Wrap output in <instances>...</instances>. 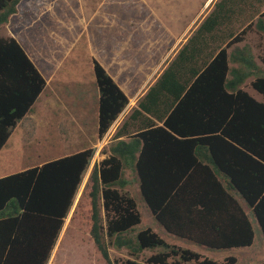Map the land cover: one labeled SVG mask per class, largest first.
<instances>
[{"label": "trees", "instance_id": "1", "mask_svg": "<svg viewBox=\"0 0 264 264\" xmlns=\"http://www.w3.org/2000/svg\"><path fill=\"white\" fill-rule=\"evenodd\" d=\"M20 1L0 0V26L17 12ZM246 1L215 2L140 98L115 135L110 157L91 172V235L105 259H110L109 243L136 252L166 245L156 234H129V225L138 219L121 214L115 201L123 200V195L114 188L132 183L125 176L127 169L137 175L143 198L168 230L173 231L172 226L176 231L209 232L206 240L215 248L247 245L254 230L242 199L264 238V70L250 45L235 46L230 52L223 46L233 35L226 32L227 24ZM263 17L264 12L256 22L262 32ZM95 73L101 94L99 132L104 135L128 99L98 63ZM252 76L261 101L242 89ZM43 85L21 47L0 39V150ZM93 153L94 149L84 150L75 157L0 177V264L48 263ZM74 161V175L62 172L63 177L54 180L47 174L49 182L42 183L48 169L66 170V162L72 166ZM100 193L109 213V243L102 232ZM126 200L135 207L133 200Z\"/></svg>", "mask_w": 264, "mask_h": 264}, {"label": "rangeland", "instance_id": "2", "mask_svg": "<svg viewBox=\"0 0 264 264\" xmlns=\"http://www.w3.org/2000/svg\"><path fill=\"white\" fill-rule=\"evenodd\" d=\"M217 1L21 0L17 12L0 26V39L16 42L44 80L33 106L17 122L0 150V177L94 149L47 264H164L162 257L157 258L160 255L165 264H201L206 260L218 264L264 263L262 229L244 200L239 199L254 230L253 241L215 248L207 242L209 232L202 234L196 228L176 231L172 226L170 231L160 223L143 198L140 182L131 169L125 170V176L132 183L125 188L114 187L123 195V200L115 201L116 206L126 219H138L129 225L130 235L136 237L143 231L148 236L156 234L166 245L143 247L136 252L109 243V213L101 193L98 203L102 232L109 243V260L103 257L91 235V172L110 157L115 135L140 98ZM246 2L227 24L226 32L233 31V35L223 46L230 52L235 46L250 45L257 64L264 70V32L256 27L264 12V0ZM97 63L128 99L104 135L99 132L101 94L95 73ZM255 79L249 78L242 89L261 101L262 95L252 85ZM129 129L133 131L131 126ZM70 164L66 162V170L48 169L42 183L49 182L47 174H52L54 180L63 177L64 172L74 175L73 166L77 163ZM127 198L134 201L135 207Z\"/></svg>", "mask_w": 264, "mask_h": 264}, {"label": "water", "instance_id": "3", "mask_svg": "<svg viewBox=\"0 0 264 264\" xmlns=\"http://www.w3.org/2000/svg\"><path fill=\"white\" fill-rule=\"evenodd\" d=\"M209 5V4H208Z\"/></svg>", "mask_w": 264, "mask_h": 264}]
</instances>
